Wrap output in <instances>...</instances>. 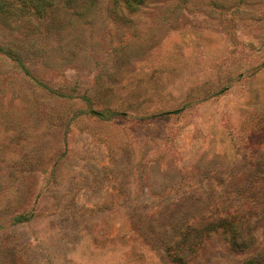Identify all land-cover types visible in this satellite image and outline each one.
I'll list each match as a JSON object with an SVG mask.
<instances>
[{
    "label": "rangeland",
    "instance_id": "374dc122",
    "mask_svg": "<svg viewBox=\"0 0 264 264\" xmlns=\"http://www.w3.org/2000/svg\"><path fill=\"white\" fill-rule=\"evenodd\" d=\"M70 1L0 0V264H264V0Z\"/></svg>",
    "mask_w": 264,
    "mask_h": 264
},
{
    "label": "trees",
    "instance_id": "16d2710c",
    "mask_svg": "<svg viewBox=\"0 0 264 264\" xmlns=\"http://www.w3.org/2000/svg\"><path fill=\"white\" fill-rule=\"evenodd\" d=\"M21 7L25 9H32L38 14H43L48 12L49 9L53 8L56 0H16ZM77 1V2H76ZM89 1V2H88ZM82 1V5L88 6L89 3L94 5L97 0H88ZM115 5H125L127 8H140L145 3V0H114ZM69 4L79 5V0H71ZM203 220H200L198 223L193 224L189 227L185 237L179 241L176 246L175 256L177 257V261L185 260L188 254L185 252V246L190 239L196 240L199 238V229L202 227Z\"/></svg>",
    "mask_w": 264,
    "mask_h": 264
}]
</instances>
